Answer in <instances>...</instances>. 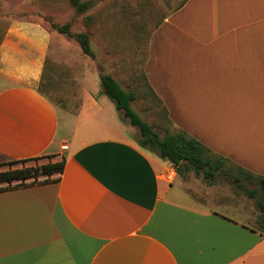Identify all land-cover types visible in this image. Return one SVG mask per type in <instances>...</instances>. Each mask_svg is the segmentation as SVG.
I'll return each instance as SVG.
<instances>
[{
	"label": "crops",
	"instance_id": "obj_1",
	"mask_svg": "<svg viewBox=\"0 0 264 264\" xmlns=\"http://www.w3.org/2000/svg\"><path fill=\"white\" fill-rule=\"evenodd\" d=\"M0 18V168L64 161L0 184V264H264L258 210L205 205L170 181L97 70L83 67L77 105L53 100L41 83L62 33L39 15ZM143 70L176 130L264 175V0H182Z\"/></svg>",
	"mask_w": 264,
	"mask_h": 264
},
{
	"label": "rangeland",
	"instance_id": "obj_2",
	"mask_svg": "<svg viewBox=\"0 0 264 264\" xmlns=\"http://www.w3.org/2000/svg\"><path fill=\"white\" fill-rule=\"evenodd\" d=\"M81 2L86 6L80 12L71 0H0V16L39 15L51 28H53L51 22L57 25L68 24L72 31L86 33L89 37L93 55L83 53L81 45L74 38L61 34L65 49L58 53L52 71L47 70L41 83L42 90L58 103H69L72 96L74 98L70 103L77 105L80 90L78 79L82 75L83 67L91 68L97 70L99 74L112 76L127 93H135L131 101L132 109L160 137L164 138L168 131H175L162 102L145 80L143 64L152 30L162 17L171 12L182 0H81ZM6 21L0 18V35ZM121 115L131 138L139 143L140 128L132 124L129 118L124 117L122 112ZM169 164L173 169L168 179L173 181L177 172V178L182 180L183 187L197 202L210 206L225 202H231L235 206H244L248 203L251 206L250 210L253 211V208L258 210L255 198L247 193L254 184L244 179L238 181L232 172L234 168L230 167L231 163L225 170L211 174L197 170L193 165H184L180 171V166H175L171 162ZM23 166H40L39 158L16 165L9 163L0 170Z\"/></svg>",
	"mask_w": 264,
	"mask_h": 264
},
{
	"label": "trees",
	"instance_id": "obj_3",
	"mask_svg": "<svg viewBox=\"0 0 264 264\" xmlns=\"http://www.w3.org/2000/svg\"><path fill=\"white\" fill-rule=\"evenodd\" d=\"M71 2L80 12L83 11L86 6L81 0H71ZM50 24L54 29L57 28L59 32L74 38L81 45L83 53L93 55L89 37L86 33L72 31L68 24L57 25L52 22ZM100 78L105 93L115 102L118 110L122 112L124 117L129 118L132 124L140 128L139 145L158 153L162 158L168 160L175 166H180V171L184 165H193L197 170H203L211 174L219 170H225L227 165L231 163L230 167L231 169L234 168L232 172L235 173L238 181L244 179L254 184V187L249 189L247 193L249 196L255 198L257 202L259 210L257 216V229L264 235V175L254 173L232 163L226 157L212 152L201 141L190 136L183 130L168 131L164 138L160 137L159 134L152 129L147 122L139 118L132 109L131 101L134 99L135 93H127L109 74L101 73ZM145 80L147 82L146 76ZM165 112L168 116L166 109ZM63 169L64 161L47 163L40 166H23L20 168L0 170V184H11L16 180L25 181L29 178H35L37 180L39 176L61 173Z\"/></svg>",
	"mask_w": 264,
	"mask_h": 264
}]
</instances>
